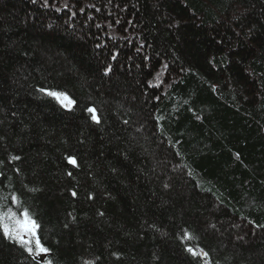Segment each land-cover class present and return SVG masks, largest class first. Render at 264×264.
Wrapping results in <instances>:
<instances>
[{
    "label": "trees",
    "instance_id": "16d2710c",
    "mask_svg": "<svg viewBox=\"0 0 264 264\" xmlns=\"http://www.w3.org/2000/svg\"><path fill=\"white\" fill-rule=\"evenodd\" d=\"M25 211L48 252L0 231V264H264V0H0Z\"/></svg>",
    "mask_w": 264,
    "mask_h": 264
},
{
    "label": "snow or ice",
    "instance_id": "6c2138e0",
    "mask_svg": "<svg viewBox=\"0 0 264 264\" xmlns=\"http://www.w3.org/2000/svg\"><path fill=\"white\" fill-rule=\"evenodd\" d=\"M41 91H45V90L42 89ZM47 94L50 96H54L58 100H61V98H63V100L65 101L67 100V97L61 93L49 91L47 92ZM89 111H94V110L90 109ZM93 119H96V117L94 116ZM72 162L75 163V161ZM73 195H75V193H73ZM8 218L9 217L7 216L0 217V231L3 232L5 238L17 240L21 245L25 246L30 253H32L33 249L30 246L32 241L23 238L24 234H28L35 238V247L37 250L36 251L37 255H39L40 253L48 252V249L43 247V245L39 240V237L36 236V228L38 227V225L31 218L30 214L27 211L23 213V219L16 218L14 214L11 215L10 219L12 221L13 226H10L9 223H4V220ZM189 251L191 252L192 250L189 249Z\"/></svg>",
    "mask_w": 264,
    "mask_h": 264
},
{
    "label": "rangeland",
    "instance_id": "374dc122",
    "mask_svg": "<svg viewBox=\"0 0 264 264\" xmlns=\"http://www.w3.org/2000/svg\"><path fill=\"white\" fill-rule=\"evenodd\" d=\"M11 225L13 226L12 221H11ZM28 236H29L28 234H24V237H28Z\"/></svg>",
    "mask_w": 264,
    "mask_h": 264
}]
</instances>
